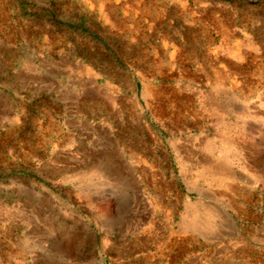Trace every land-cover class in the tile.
<instances>
[{
    "label": "rangeland",
    "instance_id": "rangeland-1",
    "mask_svg": "<svg viewBox=\"0 0 264 264\" xmlns=\"http://www.w3.org/2000/svg\"><path fill=\"white\" fill-rule=\"evenodd\" d=\"M0 84L48 150L0 264H264V0H0Z\"/></svg>",
    "mask_w": 264,
    "mask_h": 264
},
{
    "label": "crops",
    "instance_id": "crops-1",
    "mask_svg": "<svg viewBox=\"0 0 264 264\" xmlns=\"http://www.w3.org/2000/svg\"><path fill=\"white\" fill-rule=\"evenodd\" d=\"M25 41V38L23 41L17 40L23 47H26ZM20 72L30 77L28 71ZM30 85L32 82L27 87ZM36 87H40V83ZM25 113L23 108L16 110L14 107L9 110L0 107V238L15 221H26L25 214L30 210L27 207H30L31 200L23 195L31 193L28 184L31 185L33 174L46 171V129L42 131V119L37 117L36 124L23 133Z\"/></svg>",
    "mask_w": 264,
    "mask_h": 264
},
{
    "label": "bare ground",
    "instance_id": "bare-ground-1",
    "mask_svg": "<svg viewBox=\"0 0 264 264\" xmlns=\"http://www.w3.org/2000/svg\"><path fill=\"white\" fill-rule=\"evenodd\" d=\"M226 165V164H225ZM224 167V166H223Z\"/></svg>",
    "mask_w": 264,
    "mask_h": 264
}]
</instances>
